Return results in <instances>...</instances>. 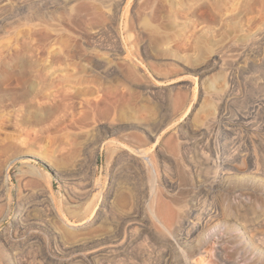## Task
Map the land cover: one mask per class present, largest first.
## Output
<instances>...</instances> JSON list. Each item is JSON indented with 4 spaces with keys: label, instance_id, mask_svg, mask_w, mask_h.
<instances>
[{
    "label": "rangeland",
    "instance_id": "obj_1",
    "mask_svg": "<svg viewBox=\"0 0 264 264\" xmlns=\"http://www.w3.org/2000/svg\"><path fill=\"white\" fill-rule=\"evenodd\" d=\"M0 264H264V0H0Z\"/></svg>",
    "mask_w": 264,
    "mask_h": 264
},
{
    "label": "bare ground",
    "instance_id": "obj_2",
    "mask_svg": "<svg viewBox=\"0 0 264 264\" xmlns=\"http://www.w3.org/2000/svg\"><path fill=\"white\" fill-rule=\"evenodd\" d=\"M210 214L211 213H208L207 212V215H209L210 216ZM219 214V213H218ZM212 217H214V216H212ZM209 218V217H208ZM209 219H211V217L209 218ZM187 221H188V223L191 225V227H190V230H187V234L189 233V237H191V236H193V234L194 233H197V232H199V230H202V229H205V227L207 228L208 227V224H207V222L208 221H205L204 219H199V220H197V221H194V220H189V219H187ZM229 226V225H228ZM188 228V227H187ZM210 228V227H209ZM238 229V228H237ZM209 230V229H208ZM229 233V232H228ZM227 233V234H228ZM235 233V232H234ZM226 234V233H225ZM244 235V234H243ZM222 237V236H221ZM226 237V236H225ZM229 237V236H228ZM220 239V238H219ZM224 239H226V238H224ZM232 240H233V238H232ZM221 242V241H220ZM239 243V242H238ZM222 244V243H221ZM236 244V243H235ZM241 247V246H240ZM238 248V247H237ZM245 249V248H244ZM243 249V250H244Z\"/></svg>",
    "mask_w": 264,
    "mask_h": 264
}]
</instances>
